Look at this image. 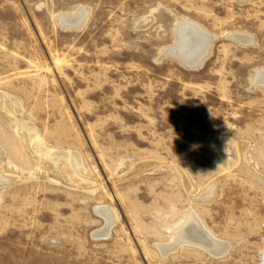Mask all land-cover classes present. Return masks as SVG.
<instances>
[{"label":"rangeland","instance_id":"rangeland-1","mask_svg":"<svg viewBox=\"0 0 264 264\" xmlns=\"http://www.w3.org/2000/svg\"><path fill=\"white\" fill-rule=\"evenodd\" d=\"M260 70L264 0H0V264H264ZM190 214L228 250L174 242Z\"/></svg>","mask_w":264,"mask_h":264},{"label":"bare ground","instance_id":"bare-ground-1","mask_svg":"<svg viewBox=\"0 0 264 264\" xmlns=\"http://www.w3.org/2000/svg\"><path fill=\"white\" fill-rule=\"evenodd\" d=\"M60 19H65L67 20V22L77 24L79 23L80 25H83L85 21V13L80 10L75 14H64L60 16L59 20ZM178 25V42L176 46L173 47V49L186 62H195L199 64V62L205 57L208 48L213 40L212 34L202 30L198 25L190 21H181V23ZM255 82H259L264 85V70H260L257 73ZM47 157L53 159L50 154ZM71 164L73 165L75 171L79 173L81 165L78 163L77 158H73ZM1 168L2 167L0 164V185L13 180V178L4 176L1 172ZM98 208V212L102 216H104L107 226L97 231L94 236L108 237L110 235V228L115 220V215L109 207L101 206ZM172 235L174 237V239H172L176 243L178 241L187 242L190 244L201 246L209 252H218L222 254L228 250L227 248L221 247V245H219L220 242L215 237H213V235L204 227L198 216L196 217L194 214H190L187 217L186 221L182 223L181 226H179ZM160 248L162 250V253L164 254L168 253V251L170 250H173L172 246H162Z\"/></svg>","mask_w":264,"mask_h":264},{"label":"water","instance_id":"water-1","mask_svg":"<svg viewBox=\"0 0 264 264\" xmlns=\"http://www.w3.org/2000/svg\"><path fill=\"white\" fill-rule=\"evenodd\" d=\"M58 22L61 24L62 27L64 28H76V29H79L82 27V25H80L79 23H71V22H67V20H63V19H60L58 20ZM165 54L167 55H172V56H175L176 58H178L183 64H185L187 67H197L199 64L197 63H188L186 62L185 60H183V58H181L178 53L173 49V48H170L168 50H166ZM257 84H261L259 82H256Z\"/></svg>","mask_w":264,"mask_h":264}]
</instances>
